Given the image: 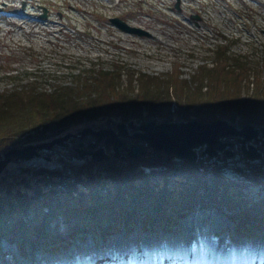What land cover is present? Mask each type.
I'll use <instances>...</instances> for the list:
<instances>
[{"label":"trees","instance_id":"16d2710c","mask_svg":"<svg viewBox=\"0 0 264 264\" xmlns=\"http://www.w3.org/2000/svg\"><path fill=\"white\" fill-rule=\"evenodd\" d=\"M218 48L216 63L197 66L188 79L179 73L161 78L128 72L130 68L115 64L112 71L97 68L93 76L75 75L64 85L51 75L55 81L46 91L38 88L35 78L20 84L19 73L8 75L15 84L0 91V153L48 138L53 126L67 125L62 130L68 132L88 124L113 127L150 118L208 121L232 114L240 123L263 124L264 51L253 65L246 57L228 55V48ZM118 69L126 71L125 79ZM172 103L178 110L169 113ZM69 151L61 169L21 164L14 179L0 173V243L15 244L23 257L35 251L62 256L71 244L88 236L173 230L197 207L226 213L245 237L264 228V184L258 183L257 167L252 173L239 167L236 177L230 178L225 176V163L207 168L201 161L172 162V155L157 159L150 151L137 159L111 156L95 162L86 156L73 163L70 159L77 157ZM143 165L165 168L144 172ZM248 178L263 189L262 198L249 196Z\"/></svg>","mask_w":264,"mask_h":264},{"label":"rangeland","instance_id":"374dc122","mask_svg":"<svg viewBox=\"0 0 264 264\" xmlns=\"http://www.w3.org/2000/svg\"><path fill=\"white\" fill-rule=\"evenodd\" d=\"M126 1L127 3L119 5L117 8L103 9L99 0H75L74 11L71 12L69 8H66L67 15H64L58 25H54L52 21L33 26L30 21L25 20L22 22L12 19L0 20V91L14 86L15 82L6 76L17 73L23 77L18 83L23 84L35 78L40 81L37 83L39 84L38 88L48 91L55 81L51 75L58 77L60 82H56L64 85L69 84L71 77L73 78L75 75L93 76L92 72L97 68L112 71L115 64H122L124 68H130L131 70L128 72L134 71V73L155 75L161 78H165L168 74L179 73L181 78L188 79L197 66L203 64L212 66L216 63L213 51L218 47V50L222 47L228 48L226 52L228 55L246 57V60L249 63L253 62V65L256 59L260 60L263 56L261 52L264 51V0H244V2L237 0H184L187 1V8H184L182 13L173 11L175 15L173 18L179 19L181 24L171 18L167 11L166 6H171L173 0ZM14 4L17 5L15 2ZM191 7L201 10L202 18L198 21L197 26L186 23L185 16L191 11ZM165 12L166 14H164ZM118 13L123 18L122 20L129 22L130 25L148 30L151 36L133 35L107 25L105 16ZM149 13L151 14L149 15ZM52 17L56 18L55 15ZM259 63L256 70L260 66ZM174 64L176 69L173 67ZM119 71L120 69H118ZM120 72L122 79H125L126 71ZM251 74L252 70L248 71L249 86L251 85ZM162 110L168 113L166 109ZM173 110H178V108L172 103L169 113H173ZM76 123L77 120L72 125ZM66 126H53L46 139L64 134L66 131L62 129ZM71 129L68 132L73 131ZM60 131L62 133L56 135ZM82 139H89V136H84ZM38 141H45V139ZM64 142H68V140ZM140 143L146 147L144 142ZM69 149V146L64 147L58 144L40 149L37 156L19 160L21 162L18 163H7L8 165L3 168L4 170L2 169V172L7 173L8 178L14 179L20 174L19 166L21 164L34 168L61 169L62 165L69 160ZM110 152V150H106L108 155ZM137 158L139 157L132 159ZM171 160L176 162L174 157ZM72 161L79 163L80 158H73ZM249 161L251 164L260 163L259 159ZM225 163L227 164L225 172L229 176L236 173H232L230 167L243 166L246 161L236 155L228 158ZM261 170L264 173V168ZM248 179L250 180L247 181L249 196L254 200L262 198L263 189L260 186L264 184V176L258 178L260 186L258 183H252L251 178ZM0 183L2 182L0 181ZM225 219V215L214 209H201L181 220L178 228L185 224L193 227L189 233L187 232L189 227V229L184 228V232L181 227L182 236L184 233L187 234L184 235L186 250L189 251L192 244L197 241L198 245L194 246V251L192 250L194 253L200 252L203 248H210L212 242L214 244L218 241L211 242V231L218 228L221 221ZM216 220L218 224L215 225ZM226 222V226H229V230L234 234L232 225L227 219ZM226 235L230 237L227 231ZM137 237L139 236L137 235ZM131 238L132 235L127 239ZM167 238L171 240V236H167ZM150 239L154 240V237L150 235ZM173 239L175 238L173 237ZM109 244L110 239L105 242V246L108 247ZM1 245L5 251H14V247L4 240L1 241ZM87 245L93 247L90 239L83 242L82 248H86ZM155 245L156 251L160 255L164 247H159L158 241H155ZM248 245L251 249L253 248V242ZM80 247L81 245H79V249ZM149 247H153L152 243ZM143 250L144 254L148 256L147 248ZM73 251L74 249L70 248L66 254H73ZM33 259L37 262L43 260L45 264H51V258L40 252H37ZM18 264H32V261L18 259Z\"/></svg>","mask_w":264,"mask_h":264},{"label":"water","instance_id":"95a60500","mask_svg":"<svg viewBox=\"0 0 264 264\" xmlns=\"http://www.w3.org/2000/svg\"><path fill=\"white\" fill-rule=\"evenodd\" d=\"M123 28L136 30L126 26ZM129 130H132V133H129ZM84 136H90L92 139L85 144L81 140ZM226 137H236L240 151L247 158L253 159L264 154V123L260 126L236 123L235 115L208 121L197 119L157 121L150 118L141 123H135L133 120L117 122L114 128L83 126L77 134L66 133L49 140L8 148L0 154V173L9 162L15 163L37 156L38 150L50 148L55 144L68 146L75 139H78V142L73 149L78 156L88 155L97 162L108 159L106 150L112 151L115 158L124 155L135 158L146 153L147 149L140 144L127 141L126 138L144 142L155 151L157 157L165 153L192 162L196 159V150L200 146L204 147L201 155L213 157L221 152L225 156H232L230 148L234 143L223 140ZM67 140L68 142H64ZM257 144H260V148ZM45 158L50 159L46 156ZM161 168L163 166L158 169Z\"/></svg>","mask_w":264,"mask_h":264},{"label":"bare ground","instance_id":"6f19581e","mask_svg":"<svg viewBox=\"0 0 264 264\" xmlns=\"http://www.w3.org/2000/svg\"><path fill=\"white\" fill-rule=\"evenodd\" d=\"M222 46V45H221ZM220 46V47H221ZM216 49V48H215ZM214 49V50H215ZM213 66V65H212ZM173 67L175 68L176 65L174 64ZM221 221V220H220ZM225 223L226 220H222L221 221V224H224L222 226V228H224L225 226ZM218 224V221L216 220L215 221V225ZM187 227H189L190 229L187 230V232L189 233L190 230L193 228L191 227L189 224H185ZM221 230V228L218 230V229H213L211 231V235L214 236L216 233H219ZM184 235L186 236L187 234L184 233ZM185 236H183V240L185 239ZM220 238L218 239V243H214L211 248H203L201 249L200 251V256H197V260L199 261H204L205 264H241L240 262H244L246 257H247V253H248V249L243 251V247H246V245L244 244H240V243H234V244H230L229 242L228 243H225L224 242V238H226L225 236H219ZM131 241L133 243L136 242L135 239H131ZM119 246H123L122 245V240L118 239L116 241ZM143 244L147 245V241L145 242V240H142ZM179 244V240L178 238H175V239H172L170 240V245L167 246V248L169 247H174L176 245ZM109 248L112 247V243H110L109 245H107ZM257 247H258V244H257ZM169 248V252L166 253V256H169L171 257V259L173 258V254L172 253V249ZM188 254V257H186V260L188 262H190L191 260H194V255L191 253V252H187ZM254 256V254L252 255ZM197 263V262H195ZM200 263V262H199ZM191 264H194V262H191Z\"/></svg>","mask_w":264,"mask_h":264}]
</instances>
